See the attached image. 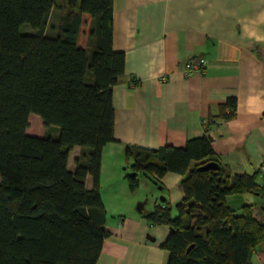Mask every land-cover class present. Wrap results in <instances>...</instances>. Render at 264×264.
<instances>
[{"label":"trees","instance_id":"1","mask_svg":"<svg viewBox=\"0 0 264 264\" xmlns=\"http://www.w3.org/2000/svg\"><path fill=\"white\" fill-rule=\"evenodd\" d=\"M113 19L114 0H0V264L99 260L109 235L100 191L103 149L116 140L113 90L126 75ZM25 24L32 30L23 33ZM237 103L229 96L207 118L204 135L183 146L126 145L135 173L126 176L131 191L141 173L182 176L177 215L169 202L143 214L151 225L171 228L163 243L167 264H253L264 242L255 204L230 203L247 192L264 197L259 172L233 173L210 134L219 120L235 117ZM33 113L54 131L29 134ZM76 146L82 151L71 171ZM209 163L216 168H204Z\"/></svg>","mask_w":264,"mask_h":264},{"label":"crops","instance_id":"2","mask_svg":"<svg viewBox=\"0 0 264 264\" xmlns=\"http://www.w3.org/2000/svg\"><path fill=\"white\" fill-rule=\"evenodd\" d=\"M113 22L114 47L126 53V75L113 90L116 140L103 149L100 191L107 211V199L124 204L127 186L120 173L126 145L183 146L204 135L207 118L229 96L237 97L236 115L211 128L213 148L233 173L259 172L263 184L264 0H114ZM201 59V70L188 74L187 64ZM42 123L34 118V126L41 127L30 122L27 132L42 134ZM81 151L79 146L71 151V171ZM175 175L170 177L180 185L173 199L178 203L182 176ZM86 186L94 187L90 174ZM242 197L250 202V196ZM251 203L264 221V200ZM114 212L120 217L108 218L109 235L97 264H167L163 243L170 226L151 225L130 207ZM253 264H264V242Z\"/></svg>","mask_w":264,"mask_h":264},{"label":"rangeland","instance_id":"3","mask_svg":"<svg viewBox=\"0 0 264 264\" xmlns=\"http://www.w3.org/2000/svg\"><path fill=\"white\" fill-rule=\"evenodd\" d=\"M58 16H59L58 11L57 9H55L53 12L52 18H51V23L49 25L50 26L49 31L52 30L53 32V30L55 29V26H56L55 24L58 21ZM30 29H31V26L29 24L28 25L25 24L23 25V27H21V31L23 33L29 32ZM34 118H41V117L34 113L31 114L30 122L33 124L32 126L41 127L40 124H35L34 126ZM39 122H40V119H39ZM41 122H43L42 119H41ZM42 126H43V130L41 132L42 134H36V136H43V135L52 133V131H54L53 127L43 125V123H42ZM131 165H132L131 162L125 161L124 165L121 168V173H120L122 177L125 176L124 184L127 186L126 195L122 194V197H121V199L124 201V204L123 205L119 204V206L115 204H109L108 199H107L106 201H107V207H108V211H107L108 218L112 220L119 219L120 213L119 212L115 213L114 211H116L118 208L120 209L121 207L124 211L127 209V207H130L134 215L136 214V212H138L139 214L140 213L144 214L147 210L150 211L155 208L154 203H157V202L159 204L162 203L163 201L162 198H167V202H169L170 205L173 207L174 216L177 215V209H176L177 202H173V199L177 197V195L179 194L180 185L176 186L174 177H170V176H176L175 175L176 173L168 175L167 177H165V180L157 179L154 176H149L144 173H141L139 175L140 186L138 187L136 191H131V189L129 188L128 180L126 178L127 175L133 173V170L131 169ZM262 183L264 184V179L262 180ZM238 196L239 197H237L236 200L230 202L236 208H239L241 205H243V203H248L247 200L242 199L243 198L242 196H250L249 203H251L252 201H256L257 203H260L262 200H264V197H260L259 195H255V193H251V192H247L245 194L238 195ZM130 200L132 202H130ZM142 207H143V211L140 212L139 209Z\"/></svg>","mask_w":264,"mask_h":264},{"label":"built area","instance_id":"4","mask_svg":"<svg viewBox=\"0 0 264 264\" xmlns=\"http://www.w3.org/2000/svg\"><path fill=\"white\" fill-rule=\"evenodd\" d=\"M205 63L204 59L199 60V62L196 63H188L187 64V73L190 74L191 72H193V70H201V66ZM198 64V65H197ZM262 168H264V162L262 164Z\"/></svg>","mask_w":264,"mask_h":264},{"label":"water","instance_id":"5","mask_svg":"<svg viewBox=\"0 0 264 264\" xmlns=\"http://www.w3.org/2000/svg\"><path fill=\"white\" fill-rule=\"evenodd\" d=\"M210 167H212V168H216V166H215L214 164H212V163H209V164H207V165L204 166V168H206V169H207V168H210ZM134 174H135V173L133 172L131 175H134ZM165 200H166V199L164 198L163 201H165ZM139 210H140V212H142V211H143V207L140 208Z\"/></svg>","mask_w":264,"mask_h":264}]
</instances>
